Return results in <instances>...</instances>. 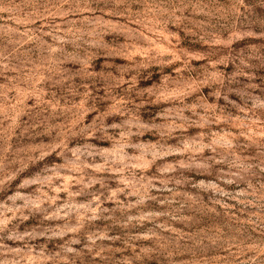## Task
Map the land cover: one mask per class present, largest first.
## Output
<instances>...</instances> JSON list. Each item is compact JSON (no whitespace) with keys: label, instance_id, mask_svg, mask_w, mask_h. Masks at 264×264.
<instances>
[{"label":"rangeland","instance_id":"374dc122","mask_svg":"<svg viewBox=\"0 0 264 264\" xmlns=\"http://www.w3.org/2000/svg\"><path fill=\"white\" fill-rule=\"evenodd\" d=\"M0 264H264V0H0Z\"/></svg>","mask_w":264,"mask_h":264}]
</instances>
